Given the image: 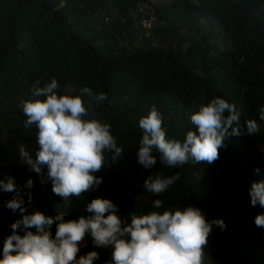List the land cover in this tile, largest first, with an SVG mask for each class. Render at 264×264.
I'll use <instances>...</instances> for the list:
<instances>
[{"label": "trees", "instance_id": "obj_1", "mask_svg": "<svg viewBox=\"0 0 264 264\" xmlns=\"http://www.w3.org/2000/svg\"><path fill=\"white\" fill-rule=\"evenodd\" d=\"M147 15L154 16L155 24L144 38L140 20ZM53 78L57 95H81L84 87L105 93L100 103L82 95L88 109L84 119L110 125L123 148L115 160L113 153H105V166L94 173L102 182L73 197L72 207L52 193L50 181L42 182L46 169L42 177L19 155L23 147L35 159L39 147L38 129L25 127L20 105L33 99L37 81L43 87ZM217 97L235 105L242 124L256 120L260 131L248 135L245 128L241 135H226L212 164L189 160L169 168L155 149L153 168L137 164L143 135L139 118L153 106L162 116L166 139L182 142L187 131L196 130L191 114ZM261 106L264 0H0V179L14 178L26 214L40 210L75 218L87 215L86 203L100 197L116 204L130 223L133 214L192 206L207 220L222 219L226 225L223 231L213 226L203 264H264V227L254 223L264 208L253 207L249 194L253 182L264 181ZM176 173L180 179L162 195L142 187L149 175ZM29 178L31 189L25 187ZM143 195L147 202L140 205ZM12 197L0 191V241L22 219L19 211L13 214L5 207ZM155 199L162 200L160 209L154 208ZM91 250L100 253L98 264L110 258L109 249H93L90 243L82 251Z\"/></svg>", "mask_w": 264, "mask_h": 264}, {"label": "clouds", "instance_id": "obj_2", "mask_svg": "<svg viewBox=\"0 0 264 264\" xmlns=\"http://www.w3.org/2000/svg\"><path fill=\"white\" fill-rule=\"evenodd\" d=\"M244 57H240L242 63ZM39 81L33 86V99L24 100L20 107L27 117L25 127L35 125L38 129V150L35 159L23 147L20 159L30 170L44 176L42 182H51L52 193L66 207H72L73 197L95 190L102 178L94 173L105 166V153H113L115 160L123 148L110 132V125L97 119H84L88 114L82 95L92 97L97 103L107 99L105 93L94 94L84 87L81 95H57L55 78L43 87ZM258 118L264 121V106L258 109ZM195 131L186 132L184 140H168L163 119L153 106L149 113L139 118L143 130L136 153L137 164L151 169L160 162L169 168L193 163L212 164L219 157L226 135H255L260 131L256 120L241 123L235 105L224 98H214L202 104L190 116ZM259 173V169H256ZM180 179L179 173L171 176L149 175L143 181V189L155 196L165 193ZM29 178L25 187L31 189ZM0 191L13 193L5 207L13 214L19 211L22 219L10 225L11 232L5 236L0 252V264H97L101 260L97 250L83 252L90 243L93 249H109L110 258L102 264H203L204 248L213 226L223 231L222 219L205 218L199 208L189 206L175 210L151 211L144 215H131L130 223L119 215V208L111 200L94 198L85 205L87 215L66 218L64 213L48 215L40 210L26 214L24 199L14 178L0 179ZM253 207L264 208V181L253 182L249 190ZM32 195L28 192V200ZM162 200L155 199L153 206L162 207ZM254 223L264 227V214H258ZM53 228L55 234L53 235Z\"/></svg>", "mask_w": 264, "mask_h": 264}, {"label": "built area", "instance_id": "obj_3", "mask_svg": "<svg viewBox=\"0 0 264 264\" xmlns=\"http://www.w3.org/2000/svg\"><path fill=\"white\" fill-rule=\"evenodd\" d=\"M139 10H141V6L139 7ZM155 24V18L153 15H147L143 17L140 20V25L142 28V36L144 38H149L150 37V30L152 29L153 25Z\"/></svg>", "mask_w": 264, "mask_h": 264}, {"label": "rangeland", "instance_id": "obj_4", "mask_svg": "<svg viewBox=\"0 0 264 264\" xmlns=\"http://www.w3.org/2000/svg\"><path fill=\"white\" fill-rule=\"evenodd\" d=\"M153 3H159V2H164V1H167V0H149ZM145 10V6H141V10H139L140 12H143ZM256 160V159H254ZM137 202L140 204V205H143L147 202V196L146 195H143L142 197H140ZM98 264V263H97Z\"/></svg>", "mask_w": 264, "mask_h": 264}]
</instances>
